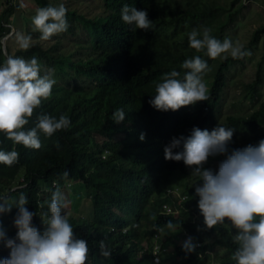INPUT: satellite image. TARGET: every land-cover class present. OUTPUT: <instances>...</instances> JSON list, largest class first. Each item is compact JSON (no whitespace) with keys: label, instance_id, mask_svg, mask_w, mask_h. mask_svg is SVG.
Masks as SVG:
<instances>
[{"label":"trees","instance_id":"obj_1","mask_svg":"<svg viewBox=\"0 0 264 264\" xmlns=\"http://www.w3.org/2000/svg\"><path fill=\"white\" fill-rule=\"evenodd\" d=\"M33 1L38 8L60 5L49 0ZM101 2L100 9L92 13L64 5L68 10L67 31L74 36L77 25L84 30L82 42H75L78 46L73 52L59 48L60 36L52 37L54 44L32 37L28 50L15 51L14 56L35 57L67 78L66 83L55 80L52 95L42 101L26 128L34 127L41 114L57 119L67 115L71 124L51 137L41 132L39 150L14 146L0 133V150L15 147L19 152V160L13 166L0 164V197L9 199L14 194L15 202L21 193L25 194L26 207L37 213L33 224L42 231L39 215L48 213V203L56 188L61 192L69 184L85 188L86 199L91 203L89 216H74L73 212L67 215L76 236L88 241L87 264H156L154 250H158L160 263L198 264L214 247L225 250L219 264H235L231 259L236 248L231 230L224 224L213 228L204 224L197 209L199 197L195 186L190 185L192 172L183 161L166 160L164 149L173 137L188 136L194 127L211 131L220 124L234 129L229 152L257 145L264 139V100L245 116L221 114L218 107L225 72L239 60L225 56L213 80L207 81V101L167 112L149 104L163 74L175 69L182 78L185 70L180 65L185 59L207 56L189 46L187 33L193 28H209L211 35L220 39L224 28L233 22V13L216 0ZM125 5L147 11L152 21L150 29L134 30V26L125 24L121 18ZM13 11L9 4L0 13V40L10 30L6 24ZM260 34L264 36V23L253 31L250 42L255 43ZM80 48L86 50L80 52ZM6 57L0 47V65ZM263 62L264 54L257 63L255 79L244 85L247 99L258 94ZM117 109L126 113L121 123L112 120ZM116 136L120 138L115 139ZM182 150L181 147L174 152ZM64 172L69 173L67 178ZM181 175L188 181L182 182ZM15 186L20 187L11 191ZM171 189L178 190L168 194ZM75 196L82 198L74 192L72 197ZM76 201L72 199L71 203L75 211ZM164 205L178 212L165 214ZM17 212L13 205L11 212L0 214V227L9 238L17 232L13 225ZM62 212L65 214L63 209ZM194 212L198 213L197 218ZM169 220L176 225L175 232L166 228ZM230 228L236 232L231 223ZM186 236L195 244L191 252L183 248L189 239ZM180 238L186 240L178 242ZM102 240L112 253L109 258L100 254ZM8 256L9 250L0 242V259Z\"/></svg>","mask_w":264,"mask_h":264},{"label":"clouds","instance_id":"obj_2","mask_svg":"<svg viewBox=\"0 0 264 264\" xmlns=\"http://www.w3.org/2000/svg\"><path fill=\"white\" fill-rule=\"evenodd\" d=\"M67 11L63 4L37 8L31 18L33 30L40 33L39 38L43 41L67 31ZM121 18L125 24L134 26V30H148L152 23L147 11L128 5L122 8ZM187 36L192 49L205 52L213 60L224 54H230L233 59L251 55L238 40L233 42L225 38L221 41L211 35L209 28L202 31L193 28ZM16 40L23 50L32 46L30 35L17 33ZM180 67L185 70L182 78L181 73L173 69L163 74L161 81L155 84V94L149 104L156 110L178 111L182 107L207 101L208 88L204 81V73L209 69L207 61L197 55L185 59ZM41 72V65L35 57L25 59L8 55L0 65V133L14 146L39 150L42 147L41 132L51 137L71 124L67 115L57 119L41 114L34 127L26 128L42 101L52 95L56 83L51 70L43 75ZM125 116L123 109H117L112 120L121 123ZM233 135V128L221 124L211 131L194 127L190 135L172 138L170 144L165 146V159L183 161L190 168V185L195 186V194L199 197L197 209L204 217V224L213 228L227 220L236 230L225 225L231 230L232 242L236 245L231 255L235 264H264V139L257 145L249 144L229 152ZM144 138V134H141L140 139ZM181 147L182 151L174 152V149ZM213 156L226 157L219 163L218 171L209 168V157ZM18 160L19 152L15 147L10 151L0 150V164L11 167ZM68 175V172L63 173L65 178ZM196 177L198 182L194 184ZM177 190L171 189L167 193ZM27 204L28 198L23 193L14 203L0 197V214L11 212L13 205L18 209L13 221L17 229L15 237L9 238L0 227V242L9 250V256L0 259V264H87L90 251L88 241L76 236L68 215L62 212L67 203L60 188L57 187L51 195L48 213L39 215L42 231L33 224L37 213L30 212ZM163 208L165 214L178 212L168 205ZM194 215L197 218L198 213L194 212ZM166 228L175 232L176 225L169 220ZM159 231L163 232L164 229L160 228ZM99 247L103 257H111L112 253L103 240ZM183 248L186 252L195 249L191 238L184 242ZM153 255L156 264H165L160 263L158 250H154Z\"/></svg>","mask_w":264,"mask_h":264},{"label":"rangeland","instance_id":"obj_3","mask_svg":"<svg viewBox=\"0 0 264 264\" xmlns=\"http://www.w3.org/2000/svg\"><path fill=\"white\" fill-rule=\"evenodd\" d=\"M58 4H63L71 8H75L78 11L84 13H92V11H98L100 8L101 0H49ZM220 4L224 5L228 11L233 13V22H231L227 27L224 28L222 35L220 36L221 41L225 38L231 39L233 42L239 41L243 45L244 49L251 52L250 56H245L234 63L230 64L229 69L225 72V86L223 93L220 98V106L218 107L222 115L234 114L238 116H245L255 110L258 106V103L264 100V65L262 71V84L258 88V94L254 99H247L244 96V85L248 82H251L255 79L257 63L264 54V39L263 34H260L255 43H251V37L253 31L264 23V0H216ZM9 4L14 7V11L10 16L8 26L10 28L9 35L3 37L0 40V47L6 56H14L15 51L21 49L16 40V34L20 33L25 36H31L36 39L40 37L39 33H35L34 26L31 22L32 16L35 15V11L38 8L33 0H0V13L4 10ZM70 20V19H69ZM76 35L70 34L68 31L62 32L60 34L54 35L62 37V41L59 43V48L63 49L66 52H73L78 45L75 44L82 42V36L84 35V30L80 25L76 26ZM43 41V40H41ZM48 44H54V39L51 37ZM46 46V43H44ZM75 45V46H74ZM84 45V44H83ZM86 48H80V52H84ZM231 56L230 54H224L219 58L211 59L208 56L202 57L207 61L209 69L204 73V81L207 84V81L213 80V74L216 71L219 62L225 57ZM42 68L41 74L43 75L45 71L51 70L52 77L58 83H66L67 78L62 74L58 73L52 67L45 64L44 61L39 62ZM264 63V62H263ZM208 88V84H207ZM198 103V102H197ZM196 103V104H197ZM195 105H190L193 107ZM204 111H207L204 108ZM120 138L116 136L115 139ZM101 138H98L100 140ZM226 157L217 156L209 157L210 165L209 168L214 171H218V165ZM185 168V172L186 169ZM190 169V168H188ZM180 179L182 182H187L188 178L185 175H181ZM176 179V181H180ZM194 184L198 182V179L193 180ZM174 184V183H173ZM17 186L11 188V190L16 189ZM71 188H74V191H71ZM85 188L76 186L74 184H69L62 191L67 207L63 208L65 214L74 213L71 215H83L89 216L91 211V203L87 198V191ZM76 190V191H75ZM79 193L82 195L81 199L72 197L73 193ZM16 196L13 194L9 199V203H14ZM72 199L77 200L75 206L77 211L72 209L71 203ZM90 207H89V205ZM13 207V206H12ZM224 225L230 226V223L225 220ZM235 234V233H234ZM189 238L188 236H186ZM214 237V234L210 237L211 241ZM185 241L186 238L179 239L180 241ZM170 253V252H169ZM225 253L224 249L214 247L208 251V256L202 258L198 264H219L220 258ZM172 256V254H170Z\"/></svg>","mask_w":264,"mask_h":264}]
</instances>
